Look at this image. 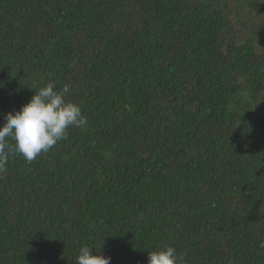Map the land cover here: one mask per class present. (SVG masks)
Returning a JSON list of instances; mask_svg holds the SVG:
<instances>
[{"label": "trees", "instance_id": "16d2710c", "mask_svg": "<svg viewBox=\"0 0 264 264\" xmlns=\"http://www.w3.org/2000/svg\"><path fill=\"white\" fill-rule=\"evenodd\" d=\"M49 82L87 122L10 156L0 264H264V0H0V127Z\"/></svg>", "mask_w": 264, "mask_h": 264}, {"label": "clouds", "instance_id": "9594fccd", "mask_svg": "<svg viewBox=\"0 0 264 264\" xmlns=\"http://www.w3.org/2000/svg\"><path fill=\"white\" fill-rule=\"evenodd\" d=\"M34 90L35 95L28 103L4 116L6 122L0 127V173L6 171L10 156L18 155L31 163L59 141L66 140L70 128L84 126L87 122L79 104L66 99L70 85L57 90L56 84L49 82ZM93 248L81 246L75 264H110L111 258L102 254V247L95 249V254ZM183 260V254L168 246L149 251L147 264H183Z\"/></svg>", "mask_w": 264, "mask_h": 264}]
</instances>
